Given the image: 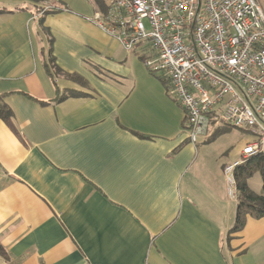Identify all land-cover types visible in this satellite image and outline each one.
Masks as SVG:
<instances>
[{"label": "crops", "instance_id": "0c3cea01", "mask_svg": "<svg viewBox=\"0 0 264 264\" xmlns=\"http://www.w3.org/2000/svg\"><path fill=\"white\" fill-rule=\"evenodd\" d=\"M1 10L12 127L0 120V264H264V218L230 232L237 199L223 168L245 133L190 142L145 48L128 53L87 22L90 1L0 0ZM49 56L61 75L46 71ZM56 90L81 94L55 102Z\"/></svg>", "mask_w": 264, "mask_h": 264}, {"label": "built area", "instance_id": "2783aa9c", "mask_svg": "<svg viewBox=\"0 0 264 264\" xmlns=\"http://www.w3.org/2000/svg\"><path fill=\"white\" fill-rule=\"evenodd\" d=\"M87 22L167 83L183 110L190 142L228 128L248 140L223 168L236 198L235 172L264 151V9L259 0H109Z\"/></svg>", "mask_w": 264, "mask_h": 264}, {"label": "trees", "instance_id": "16d2710c", "mask_svg": "<svg viewBox=\"0 0 264 264\" xmlns=\"http://www.w3.org/2000/svg\"><path fill=\"white\" fill-rule=\"evenodd\" d=\"M88 1L95 6V11L103 12L106 8V3L103 0ZM2 12L5 13V10L0 11V13ZM55 12L56 11L54 9H47L43 10L41 15L54 14ZM146 59L147 57H143L141 60L144 62ZM45 68L50 76L61 75L60 71L55 67L51 56H49L48 63ZM64 77L77 84L83 83L81 78L77 75H64ZM80 94V92L75 90H66L63 94H59L57 91V96L54 101L61 102L69 97L80 96ZM0 120H2L8 127H12V113L8 106L4 103L3 96H0ZM256 174H258L261 179L262 193L259 195L251 191L247 185L248 180ZM235 180L237 207L234 225L230 231L231 233L240 231L247 218H264V151L238 167L235 172ZM0 255H4L1 247Z\"/></svg>", "mask_w": 264, "mask_h": 264}, {"label": "rangeland", "instance_id": "374dc122", "mask_svg": "<svg viewBox=\"0 0 264 264\" xmlns=\"http://www.w3.org/2000/svg\"><path fill=\"white\" fill-rule=\"evenodd\" d=\"M105 3H107L109 0H103ZM260 3L264 9V0H260ZM238 137L234 136V137H230L229 138V141L232 142V141H236L239 136L241 139H247L246 136L243 135V132L241 131H238V130H234L233 131ZM228 139V138H227ZM248 185H249V188L251 191H253L255 194H261L262 193V190H261V179L259 177L258 174L254 175L248 182Z\"/></svg>", "mask_w": 264, "mask_h": 264}]
</instances>
